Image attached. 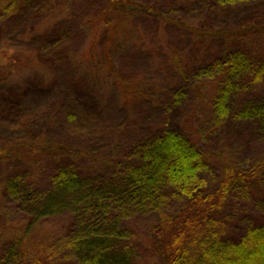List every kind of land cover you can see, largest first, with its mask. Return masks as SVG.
I'll use <instances>...</instances> for the list:
<instances>
[{
    "label": "trees",
    "instance_id": "obj_1",
    "mask_svg": "<svg viewBox=\"0 0 264 264\" xmlns=\"http://www.w3.org/2000/svg\"><path fill=\"white\" fill-rule=\"evenodd\" d=\"M29 1L0 0V27ZM96 1L99 3L87 14L76 17L77 27L88 33L89 40L77 55L84 69L71 79L74 96L91 114L102 110L112 98L97 90L99 85L103 90V74L122 87L124 100L146 95L142 93L148 77L123 73L114 58L117 50L132 41L140 51L147 47L154 53V42L146 41L143 46L142 35H137L140 14L152 15L160 28L176 23L190 31L187 51L199 56L189 63V54L178 47L157 53L180 83L163 82L156 88L161 122L150 128L146 139L129 147L108 146L98 153L93 139L74 146L70 135L51 134V123L47 124L48 133H36L38 126L0 129V164H22L18 177L11 180L7 171L0 176V264H128L141 252L151 253L158 264H264V223L247 227L241 236L230 232L232 195L238 188L248 194L260 188L264 157L238 161L236 149L247 141L241 144L227 136L229 132L217 138L216 148L225 146L226 150L216 153L203 137L197 138L198 121L190 127L182 113L192 96L198 99L197 109L202 112L212 104L218 122L264 127V101L237 112L229 105L235 91L264 78V14L247 11L246 17H239L230 27L209 26L210 20L194 26L186 17L177 16L178 10L165 12L164 7L170 4ZM208 1L210 9L218 3L238 11L245 3L259 0ZM185 2L192 4L193 0H183L182 5ZM63 7L57 0H48L43 19L22 29L21 35L30 38L29 45L37 47L34 49L43 48L35 44L42 37L59 43ZM29 56L31 59L15 61L0 55V68L16 77L22 66L42 64L32 53ZM244 75L251 81H242ZM21 76L26 94L45 91L48 81L33 74ZM5 79L1 75L0 80ZM10 79L14 89L19 87L15 78ZM32 82L36 89L29 86ZM8 96L9 102L16 103L15 95ZM105 174H110L106 183L100 180ZM166 201L175 203L165 207ZM13 203L33 205L22 225L13 224L9 216ZM54 219L59 222L52 226Z\"/></svg>",
    "mask_w": 264,
    "mask_h": 264
},
{
    "label": "rangeland",
    "instance_id": "obj_2",
    "mask_svg": "<svg viewBox=\"0 0 264 264\" xmlns=\"http://www.w3.org/2000/svg\"><path fill=\"white\" fill-rule=\"evenodd\" d=\"M57 1L60 6H64L60 14L61 17H59L63 23L60 28L61 36L58 44L48 42L42 37L39 40L40 43L35 44L38 47L41 45L43 48L36 50L34 48L37 47L34 44L29 45L30 38H25L21 35L22 29L24 30L43 19L42 17L48 9L46 8L48 0H31L23 4V8L8 17L7 20H4L3 28L0 27V55L12 57L10 60L15 59L16 61L17 59L24 60L25 57L30 58L29 54L32 53L36 59H41L42 62V64L39 63V66H22L18 68L20 72H18L16 77H13L9 70L3 71L2 68L5 67L0 68V77L1 75L6 77L5 80H0V129L2 128L6 132L15 128L21 130L38 126L36 133H48L46 130V128L49 129L47 124L51 123L49 126H51L50 130L52 133L50 130L49 133L54 135L60 133L68 134L72 144L78 147L86 145L93 139L96 142L94 150L98 153L100 149L108 146L124 148L129 147L133 143L143 141L150 134L148 133L151 130L150 128L154 124L161 122L163 116L160 106L156 105V102H159L158 96H155L157 89L163 82L172 84L176 81L177 84L180 83V79L173 73L174 71L167 68L169 64L165 63L168 65H164L163 59L158 58L157 53L160 51L165 52L167 49L172 51L174 47H178L183 53L189 54V63L195 61L199 56V49H197V55L195 51H192V53L187 51V48L190 47L188 43H191V32L176 23L160 28L157 20L152 15L147 13L140 14L136 20L137 35L139 33L142 35L143 46L146 45V41L154 42L157 46L154 50L152 49L154 53L147 47L143 48L144 52L140 51L139 46L134 43L135 41H132V43L128 42L122 49L117 50L114 58L116 66L123 73L128 72L130 75L148 77V83H144L142 93L146 95L144 97L139 95L131 101L124 100L126 94L122 87L118 88L119 85L116 82H112L113 78L109 79L108 77L106 79V74H103L102 76L105 79L102 82L104 83V86L102 85L103 90L101 92L100 85L97 86L99 88L97 90L103 93L102 95L111 96L112 98L109 99L110 103L102 110H98L96 114H91L79 104L80 101L74 96L71 79L73 75H76L77 70L84 69L80 68L77 55L84 51L89 40L88 33L83 28L77 27V18L79 15L87 14L99 2L96 0ZM141 1L150 2L158 6L164 3V5L170 4L171 7H164L165 9L163 10L165 12L167 10L170 12L172 9L174 10L173 12L178 10L177 16L186 17L187 23L194 26H198L201 21L210 20L209 26L225 25L230 27L235 25L236 19H240L239 17H246L247 11L254 14H264V0L245 3V7L238 11V8H226V5L218 3L210 9L208 0H193L192 4L185 2L183 5V0H177V2H175L176 0ZM154 59L155 62L153 61ZM71 60V64L75 62L77 64L69 68ZM261 60L264 62V57ZM25 73L28 76L31 74L37 75L40 79L48 81L45 91L41 92V90H38L34 94L31 92L26 94L23 91L24 83L21 79V75ZM10 77L15 78L19 87L14 89V81ZM250 79L249 75H244L242 81L250 82ZM109 83L111 84L108 85ZM29 86H31V89L37 88L34 87V82L30 83ZM212 92L211 89L209 93L212 94ZM38 94H42V96L37 98ZM210 94L208 95L209 103L212 100ZM215 94L216 91H214L213 95ZM8 95H11V97L15 95L13 98L16 99V103L9 102L7 100ZM187 101L186 106L188 109L182 111L185 122L191 127L195 121H198L200 132L197 138L201 139L203 137L202 139L209 142V145L216 153H219V149L226 150L225 146L219 148V145H217L218 148H216L214 143L217 138L221 135H227L226 132H229L227 136L235 138L237 142L242 144L244 140L247 141L244 147L236 149V156L234 157L238 161L250 160L253 157H264V127L262 124L253 127L240 122H218L213 107H211L212 104L209 106L208 111L202 112L201 109H197V98L191 96ZM263 101L264 78L252 84L249 88L235 91L229 98V105L232 111L237 112L246 105ZM200 114L203 116L202 119ZM74 115L75 119L72 120L71 117ZM49 116H51V120H49ZM226 129L227 131H225ZM236 141L234 142L237 143ZM21 166V163H15L11 167H5L4 164H0V176L7 171V175L11 176L12 180L13 177L16 178L20 175L18 173L21 170ZM100 180L106 183L110 180V174L107 176L105 174L103 179L101 176ZM167 189H164L166 193ZM168 195L165 194V196ZM230 201L232 203L230 210L233 213V223L230 232L234 233L233 235L241 236L245 233L247 227L264 223V181L253 194H248L238 188L233 193ZM174 203V201H166L163 202V205L169 207V204L172 205ZM163 205L162 207H164ZM12 206V212L9 215L12 218V223L22 225L25 213L30 212L33 205L30 206V204L26 203L17 205L13 203ZM19 219L21 221L18 223ZM58 222L59 220L54 219L52 226ZM46 227L49 226L46 225ZM128 264H158V262L151 253L141 252L135 255V258L133 257Z\"/></svg>",
    "mask_w": 264,
    "mask_h": 264
}]
</instances>
